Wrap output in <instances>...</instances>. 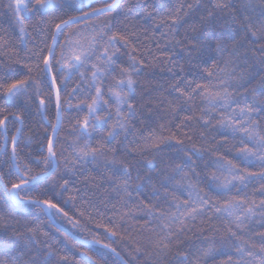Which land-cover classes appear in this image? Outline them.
Masks as SVG:
<instances>
[{
    "label": "snow or ice",
    "instance_id": "6c2138e0",
    "mask_svg": "<svg viewBox=\"0 0 264 264\" xmlns=\"http://www.w3.org/2000/svg\"><path fill=\"white\" fill-rule=\"evenodd\" d=\"M122 3L125 0H74L71 3L69 0H0L11 14L9 27L0 26V190L7 193L21 214L38 210L47 218L46 224L27 229L30 235L24 237L22 245L19 235L13 240L0 231V245H15L21 256L30 254L22 264H69L70 260L74 264H139L141 257H145L144 264L149 260L163 264L174 249L172 259L176 264H208L209 260L215 264L218 255L225 257L220 264H264V128L260 123L264 119V77L249 96L245 85L254 73L236 71L241 63L248 62L246 44L253 46L252 54L264 70V0H260L258 8L253 6V0H243L239 17L234 12L229 30L219 33L213 24L215 10L223 11L233 4L231 0H211L212 10L206 17L201 16L199 26H190L194 33L192 38L174 43L173 38L187 22L186 17L201 7L202 0H135V3L129 0L120 13ZM114 12L118 16L122 14L127 23L118 16L111 17ZM101 16L110 19L97 22ZM33 17L35 35L29 47L28 37L32 33L28 31L27 21ZM141 22L154 31L168 30L161 33L167 40L166 51L161 53L167 56L166 62H172L177 46L184 51L191 70L185 72L181 67L176 72L169 68L176 77L171 88L177 100L182 99L184 103L194 102L199 96L202 106L197 119L203 128H212L220 136L219 140L213 137L208 141L210 146L193 144L190 149L186 148L185 140L177 133L164 135V124L159 126V131L150 128L143 134L138 130L142 143L133 140L125 144L119 139L123 132L124 141H128L132 132L128 121L136 115L131 102L136 85L134 76L144 67L134 47L127 53L126 63L122 61L121 49L130 47V39L136 35L134 29ZM121 23L123 30L118 27ZM129 26L133 31H128ZM13 34L17 35V43L11 39ZM169 44L172 50H168ZM213 51L224 59L223 67L212 56ZM209 60L219 71L208 68ZM109 80L111 83L107 84L105 93V82ZM45 90L49 93L48 101L53 93L55 95L54 123L45 115L46 100L42 97ZM66 90L68 110L73 107L72 99L81 97L75 109L83 112L86 106L87 112L72 129L75 139L69 145L71 159L64 158V174H58L61 161L56 142L64 111L62 95ZM36 99H39L38 111L46 123H51L52 132L46 136V149L40 141L37 148L22 158L18 139L21 127H16L11 135L9 152V115L3 114V105L18 109L10 115L15 124L23 125L27 108ZM180 108L178 104L173 111ZM191 118L185 116L177 129ZM200 137L203 140L205 133L201 132ZM186 139L192 138L186 136ZM31 144L29 138L24 147ZM121 147L128 155L138 153L141 157L147 152L158 155L166 149L183 153L170 171L158 172L155 176H141L137 171L138 188L147 185L151 191L138 206L144 218L139 230L143 240H136L131 246L126 244V255L118 251L116 245L127 241L129 236L118 233L112 219L105 221L104 213L65 178L69 172L75 174L77 166H102L109 172L113 190L131 200L132 166L118 159ZM229 152L235 153L233 158H228ZM206 153L214 159L205 161ZM147 165L156 167L154 160H148ZM256 182L259 187L250 197L246 189ZM184 195L186 198L181 199ZM77 199L88 207L77 208ZM161 200L166 210L157 206ZM69 204L74 211L69 209ZM93 210L100 222H95ZM113 211L119 210L113 206ZM86 215L88 221L95 222L94 228H87L91 238L84 234L87 226L82 227V218ZM130 215L131 210L126 211L121 219ZM197 221L203 237L201 246L192 252L181 251ZM10 224V219L0 213V228ZM46 228H54L63 237V248L57 250V239L49 237ZM208 231L213 236H206ZM37 234L47 239L41 243ZM253 238L258 243L252 242ZM0 264L21 262L18 257H5L0 259Z\"/></svg>",
    "mask_w": 264,
    "mask_h": 264
},
{
    "label": "trees",
    "instance_id": "16d2710c",
    "mask_svg": "<svg viewBox=\"0 0 264 264\" xmlns=\"http://www.w3.org/2000/svg\"><path fill=\"white\" fill-rule=\"evenodd\" d=\"M6 2V0H5ZM69 2H74V0H69ZM129 0H125V3H122L120 13L123 12L124 7L126 6ZM131 3H135V0H130ZM260 0H253V6L259 7ZM233 4L232 8L225 9L223 11L215 10V19L213 20V24L216 27V31L219 32H227L228 25L231 23V16L235 12L239 17L242 11L243 0H231ZM96 6V5H93ZM209 10H212L211 0H202L201 7L196 11L190 13L186 17V23H184L178 30L177 34L173 38V43L175 40H183L187 42V39L192 38L194 33L191 31V25L197 24L199 26V21L201 16H207ZM163 11V9H161ZM111 17H117V13L110 14ZM109 16H101L98 18L97 22L107 21L109 20ZM120 21H124L125 17L121 14L118 16ZM29 25L28 31L32 33V36L28 37L29 47L32 46V39L35 35L34 33V23L35 17L32 20L27 21ZM115 23V20H113ZM11 24V14L8 10L0 4V26L9 27ZM118 27L123 30L124 24L121 23ZM128 31H133L131 26H129ZM136 35L131 37L130 39V47L122 48L121 52L122 61L124 63L127 62V53L131 51L134 47L136 49V55L138 59H143L144 67L143 70L134 76L136 80L134 95L132 98V103L134 104L136 115L129 119L128 123L132 132L128 135V141H124V133L121 132L119 139L123 141L125 144L130 141L135 140L136 143H142V138L140 131L143 134H146L150 128H154L159 131V126L161 124L165 125L164 135H169L172 132L177 133L180 139L185 140V147L191 148L193 144L197 147H208V141H211L213 137L216 140L220 139V136L212 128H203L201 126V122L197 119L200 114L201 102L199 96H197L194 102L184 103L183 100H177V94L172 90L171 85L176 83V77L170 72L169 68H174V71L179 72L180 68L183 67L185 72L191 70V65L186 62L185 53L180 46H177L174 51L176 55L173 57L171 63L166 62L167 56L162 55V51H166L164 46L167 43L166 38L161 36L162 32H167L168 30L165 28H161L159 30H153L150 25H145L143 22L136 29H134ZM127 34V33H125ZM243 34L241 33V36ZM187 38V39H186ZM13 43H17V35L13 34L11 36ZM63 39V37H61ZM37 44H39V39L37 38ZM246 43V42H245ZM159 45V46H158ZM42 47V45H40ZM229 46L231 47V42H229ZM248 48V62L241 63L239 67L236 69L239 72L241 69L254 73L252 79L248 81L245 87L248 89V95L250 96L253 88L259 87V82L262 77H264V70L260 68L256 58L252 54V45H247ZM59 51V49H57ZM168 50L171 49V44L168 45ZM243 52L244 49L241 48ZM212 56L216 59L217 63L223 67L224 59H221L219 56L215 54L213 51ZM258 55V54H257ZM203 68L204 66L201 65ZM208 68L210 70L219 71L218 68H215L213 65V61H208ZM187 78V77H185ZM111 83V81L105 82V93H107V84ZM73 84H75V79L73 80ZM182 86V85H181ZM71 87V85H70ZM93 89V94H94ZM243 91V90H241ZM49 93L45 90L42 93V97L46 100V111L45 115L47 116V120L51 123L56 121V107L54 94L52 95L51 101L47 100ZM81 97H77L72 99V109L68 110L67 104V90L62 95V107L64 111L61 114V125L59 128L58 139L56 142V152L61 161V168L58 174H64L63 169V160L64 158L71 159V149L69 147L72 140L75 139V136L72 134V129L77 127V121L82 120L83 116L87 112V108L85 106L83 112H77L75 109V105ZM107 99V95L105 96ZM91 97H89V100ZM2 103V102H0ZM102 103V102H101ZM180 105L181 108L178 111H173V108H176L177 105ZM5 111L4 115H9L8 121V137H9V152L11 148V135L16 131V127H21V133L18 134V139L20 141L21 157L24 158L27 156L28 152L32 151L38 147V142L43 141L46 149L47 145V135H51V123H46L39 113V99H36L35 103H32L27 108V116L25 117L23 125H17L14 123L12 116L10 115L12 112L17 111L18 109L13 107H8V105H3ZM114 114V107H113ZM185 116H191L192 118L184 123L183 127L177 129V125L181 123ZM113 121H110L112 123ZM215 123V122H214ZM261 127L264 128V119L260 120ZM147 126V127H146ZM78 130V128H77ZM107 130V125L105 126V131ZM201 132L205 133V138L202 140L200 137ZM186 136H190L192 139L189 141L186 139ZM32 141L30 147H24L25 143L29 140ZM96 139H99V135L96 136ZM82 143V141H81ZM95 144V140L93 141ZM231 141H229V145ZM135 146V145H133ZM238 147L240 145H237ZM251 146V145H250ZM225 149H221V152H224ZM183 153H177L173 149H166L164 152L154 155L152 152L145 153L144 157H141L138 153H133L132 155H128L126 149L121 147L120 154L118 159L124 161L126 164L132 166V188L133 195L132 199L129 200L123 194L118 195L113 190L112 181L109 180V172L104 169L102 166L96 168L94 165H85L83 167L77 166L75 169V174L69 172L66 174L65 178L71 180L72 185L75 188H79L81 190V195L91 201L92 204L96 205L99 208L100 212L104 213L105 221L108 218H111L113 224L117 225L116 231L121 235L129 236L127 241H121L116 245L117 250L121 251L122 254L126 255L125 245L129 246L133 245L136 240H143V236L139 234V230L141 226L144 224L143 214L138 211V206L140 205V201L144 198L145 195H148L151 191L150 187L145 185L144 187L138 188V181H136L135 177L137 175V171H139L141 176L145 175H153L155 176L158 172H166L170 171L171 166L175 163H179L178 156H182ZM235 155L234 152L228 153V158H233ZM214 157L206 153L205 161H211ZM148 160H154L156 165L155 168H150L147 165ZM238 163V161H235ZM201 168L203 169V162H201ZM6 170V169H5ZM252 170H258L253 168ZM62 182V181H61ZM203 183L201 187H203ZM259 187V182L253 183L250 185L246 192L251 197L255 188ZM138 189V190H137ZM163 191V190H161ZM143 194V195H142ZM68 193H65V197H67ZM123 196V199L121 198ZM186 195L181 196V199H185ZM256 199H259L257 196ZM103 202V203H101ZM105 205L107 210L105 209ZM113 206L115 209H118V212L113 211ZM157 206L166 210L167 206L163 200L157 202ZM70 210H75L72 208V205L69 204ZM77 208H87L88 205H82L80 199L76 201ZM131 210L132 215L125 216L124 219H121V216L126 212ZM0 213L5 214L11 221L10 226L7 228H0V231L5 232V235L15 240L17 235L20 237V244H23L24 237L30 235L27 229L29 227H33L36 224H46L47 218L46 216L39 212L38 210H33L32 213L23 215L21 214L15 207L14 203L8 199L7 193L3 190H0ZM93 215L96 217L95 222H100L99 217L96 215V212L93 210ZM93 221L87 220V215L82 218V227L85 225L84 234L88 236L87 228H94ZM211 223L215 224L216 221H212ZM207 226V224L203 225ZM112 227V225H109ZM201 227L199 221L196 223V228L188 233L189 239L186 241L185 245L181 248V251L192 252L196 247L201 246V241L203 237L200 235L199 228ZM46 231L49 233V237H53L57 239V250L63 248V237L60 236L59 233L55 231L54 228H46ZM256 231L260 229L256 228ZM146 235V233H145ZM206 236L211 237L213 233L208 231L205 233ZM41 243L46 237L40 236L37 234ZM88 238H91L88 236ZM117 240H120V236L117 237ZM252 242L258 243L256 238H253ZM206 246V244L204 245ZM86 250V249H81ZM75 252L76 250L73 249ZM26 254L21 256L20 250L15 245H0V259H4L5 257H18L20 258V262L22 264L23 260L28 258ZM78 255V253H77ZM175 255V249L172 253L169 254V257L164 260L163 264H176V261L172 259ZM225 257L223 255H218L215 258V264H220ZM145 257H141L139 264H144ZM69 264H74L73 261L70 260ZM148 264H154V261L149 260ZM208 264H213L212 260L208 261Z\"/></svg>",
    "mask_w": 264,
    "mask_h": 264
},
{
    "label": "water",
    "instance_id": "95a60500",
    "mask_svg": "<svg viewBox=\"0 0 264 264\" xmlns=\"http://www.w3.org/2000/svg\"><path fill=\"white\" fill-rule=\"evenodd\" d=\"M54 94V93H53ZM54 100H55V95H54ZM10 150H11V148H10Z\"/></svg>",
    "mask_w": 264,
    "mask_h": 264
}]
</instances>
